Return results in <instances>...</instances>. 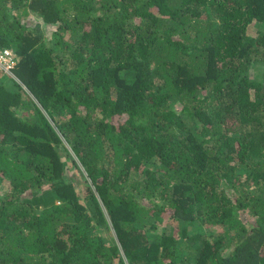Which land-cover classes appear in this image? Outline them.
Returning a JSON list of instances; mask_svg holds the SVG:
<instances>
[{"label":"trees","instance_id":"trees-1","mask_svg":"<svg viewBox=\"0 0 264 264\" xmlns=\"http://www.w3.org/2000/svg\"><path fill=\"white\" fill-rule=\"evenodd\" d=\"M6 48L0 264H264V0H0Z\"/></svg>","mask_w":264,"mask_h":264},{"label":"built area","instance_id":"built-area-1","mask_svg":"<svg viewBox=\"0 0 264 264\" xmlns=\"http://www.w3.org/2000/svg\"><path fill=\"white\" fill-rule=\"evenodd\" d=\"M16 65V61L14 58V52L11 49H3L0 52V69H2L6 73L12 74V70Z\"/></svg>","mask_w":264,"mask_h":264},{"label":"rangeland","instance_id":"rangeland-1","mask_svg":"<svg viewBox=\"0 0 264 264\" xmlns=\"http://www.w3.org/2000/svg\"><path fill=\"white\" fill-rule=\"evenodd\" d=\"M26 22L29 24V25H34L35 24V19L32 17V15H30V18H28L26 20ZM259 24L256 23L255 26H258ZM55 26V25H54ZM53 28L52 25H49L47 31L51 30ZM4 72V71H3ZM6 73V72H4ZM83 193H85V191H83ZM168 225L169 227H171L173 229L174 232H178V227H177V223L175 222V220L168 214H164L163 216V221H162V225L165 226V225ZM214 231H220V227H214ZM114 233V231H113Z\"/></svg>","mask_w":264,"mask_h":264}]
</instances>
